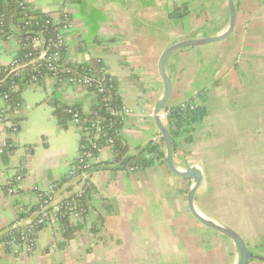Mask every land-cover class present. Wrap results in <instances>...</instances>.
<instances>
[{"label":"crops","instance_id":"1","mask_svg":"<svg viewBox=\"0 0 264 264\" xmlns=\"http://www.w3.org/2000/svg\"><path fill=\"white\" fill-rule=\"evenodd\" d=\"M236 22L225 39L173 52L165 62L171 81L169 107L206 91L207 115L178 137L173 158L179 170L194 165L202 181L194 206L204 217L235 229L264 256V0H233ZM61 0H27L28 7L59 21ZM177 12V13H176ZM63 64L101 59L117 84L121 104L132 108L120 129L129 154L159 137L153 109L163 95L161 52L173 40L217 36L229 25L227 0H71ZM20 45L0 34V70ZM19 128L0 124V234L26 223L35 191L66 184L79 134L57 121L55 102L83 112L95 94L53 78L24 81ZM4 101L0 98V109ZM189 136V140L186 138ZM104 151L100 164L115 166ZM20 176V179H17ZM13 185L14 192L7 191ZM192 181L172 174L165 162L136 171L91 173L88 211L65 242L62 226L43 228L30 254L13 256L0 246V264H236L232 240L190 212ZM23 215V217H21ZM248 264H264L252 259Z\"/></svg>","mask_w":264,"mask_h":264},{"label":"built area","instance_id":"2","mask_svg":"<svg viewBox=\"0 0 264 264\" xmlns=\"http://www.w3.org/2000/svg\"><path fill=\"white\" fill-rule=\"evenodd\" d=\"M4 0H0V4ZM70 1L61 0L58 10L59 21H54L51 14H35L27 5V0H18V8L23 16L7 31L5 18L0 10V34L6 40L15 39L20 45L22 54L13 57L0 72L3 79L10 74L14 78L9 85L11 91L19 89L17 81L23 79V72L30 71L28 81L38 82L44 78H53L59 84L79 86L92 91L95 96L101 95L105 101V111L108 116L97 110L83 112L75 107H64L68 122L76 128L79 134L77 155L66 174V184L49 183L46 187L35 191L36 205L31 217L26 223L16 222L0 234V246L13 256L30 254L34 251L37 234L43 228L58 229L65 221L81 220L88 211L91 188L90 169L101 161L104 151L112 153L114 162L115 135L119 136L120 127L128 116L134 114L132 108L120 104L111 107L109 91L113 89L114 78L109 74L101 59L87 63H62L61 48L65 44V32L72 27ZM47 31L52 36L45 37ZM24 33L23 35H21ZM17 80V81H16ZM0 98L4 106L0 109V124H7L13 132L19 128V107L9 110V94L3 92ZM193 106H191L192 108ZM166 115V114H165ZM118 118L119 127H114ZM156 140V139H155ZM8 146L4 141L0 145V154ZM130 171H135V165H129ZM20 179V176H17ZM13 185L7 186L9 193L14 192ZM14 231V232H12ZM4 235V236H3Z\"/></svg>","mask_w":264,"mask_h":264},{"label":"trees","instance_id":"3","mask_svg":"<svg viewBox=\"0 0 264 264\" xmlns=\"http://www.w3.org/2000/svg\"><path fill=\"white\" fill-rule=\"evenodd\" d=\"M17 1L18 0H4L0 4V10L4 14L3 16L5 18V25H6L5 27L7 28V31L10 29V27L13 24H15L18 21L20 17L23 16V13L18 8ZM33 12L35 14H41L38 11H33ZM23 34L24 33H22L21 35ZM44 35L46 38H49L50 36H52V31H47ZM64 49L65 47L63 46L61 48L62 54L64 53ZM19 54H22V51ZM91 61H89V64L91 63ZM29 75H30V71L28 69L23 72V79L19 81L16 80L19 83V86L24 81H27ZM13 79L14 78L12 77L11 74L3 79V74L0 72V94L3 92H7L9 94V105H10L9 110L18 107V104L20 103L18 90L11 91L9 88V85ZM112 84H113V89L109 91L110 99L108 100V104L111 107L117 108L121 104V99L117 91V84L115 80ZM55 105H56L55 114L57 116V121L60 125L65 126L68 116L66 112H64V106H61L57 102H55ZM191 105H193L192 108ZM92 110H97L103 115L108 116V114L105 111V101L103 100V97L101 95L95 96V102L94 105L92 106ZM206 115H207V104H206L205 90H200L197 92V94L194 97H191L190 99L186 100L181 104H177L168 108V112L166 114V120L174 150L177 145L179 135H181L182 133H188L191 130L193 124L201 121ZM119 126L120 123L118 122V118H115L114 127H119ZM186 139L189 140L190 139L189 136ZM11 149H12L11 143L8 142V146L5 149L6 151L5 154H3V156L4 157L7 156L6 153ZM114 152H115V156H114L115 164L119 163L124 156L129 154L125 143H122L120 141V136H116V135H115ZM130 155H132L131 159L122 167L135 165L137 169H139L154 164L156 162L164 163L163 141L161 136L159 135V137H157L156 140L155 139L150 140L145 145L139 146L136 149V152ZM31 211H33V209L30 210L29 212ZM21 217H23V215H21ZM79 226L80 224H73L68 221H65L62 225L63 237L65 239V242H62L58 245L61 246L64 243H66L68 240H70L73 237L74 233L79 229Z\"/></svg>","mask_w":264,"mask_h":264},{"label":"water","instance_id":"4","mask_svg":"<svg viewBox=\"0 0 264 264\" xmlns=\"http://www.w3.org/2000/svg\"><path fill=\"white\" fill-rule=\"evenodd\" d=\"M228 10H229V25L228 28L221 34L217 36H203L201 32L195 34L192 38H187L184 40H173L169 46H167L160 54L158 59V73L163 82V95L160 100L156 103L153 109V120L159 130V134L163 141V151H164V162L169 169V171L180 177L189 178L192 181L191 187L187 194V204L191 214L206 227L215 230L230 240H232L237 248L239 257L236 264H248L252 259H257L264 261V256L258 252L250 249L244 238L235 229L224 226L214 220L208 219L201 215L194 206V196L202 181L201 171L194 165H187L184 170H179L175 165L173 158V144L171 137L169 135L166 115L169 106L167 101L171 94V81L169 76L165 72V62L169 55L173 52L187 47H194L199 45H205L213 42H217L225 39L233 31L236 22V7L233 0H227ZM132 155L127 154L122 158V160L115 166L97 165L90 169V173L101 170V169H120L124 166L130 159Z\"/></svg>","mask_w":264,"mask_h":264},{"label":"rangeland","instance_id":"5","mask_svg":"<svg viewBox=\"0 0 264 264\" xmlns=\"http://www.w3.org/2000/svg\"><path fill=\"white\" fill-rule=\"evenodd\" d=\"M120 169H122L125 173H130V172H133V171H130V169L128 168V166L127 167H122V168H120ZM139 169H141V168H139ZM136 171V170H135ZM260 247H263L264 246V240H263V242L259 245Z\"/></svg>","mask_w":264,"mask_h":264},{"label":"flooded vegetation","instance_id":"6","mask_svg":"<svg viewBox=\"0 0 264 264\" xmlns=\"http://www.w3.org/2000/svg\"><path fill=\"white\" fill-rule=\"evenodd\" d=\"M191 106H193V105H191Z\"/></svg>","mask_w":264,"mask_h":264}]
</instances>
